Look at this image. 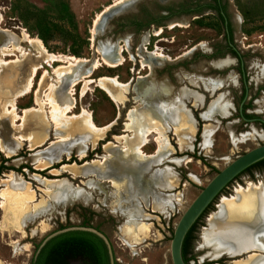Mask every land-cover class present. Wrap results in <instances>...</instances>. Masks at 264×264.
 Returning <instances> with one entry per match:
<instances>
[{
	"label": "rangeland",
	"instance_id": "1",
	"mask_svg": "<svg viewBox=\"0 0 264 264\" xmlns=\"http://www.w3.org/2000/svg\"><path fill=\"white\" fill-rule=\"evenodd\" d=\"M113 1L0 0V158H10L5 165L26 164L35 170L0 173V264H29L47 234L85 221L108 236L116 264H172V232L188 204L216 170L264 142L263 124L238 116L243 86L237 61L229 54L219 60L203 61L200 56L213 46L224 47L223 27L214 13L171 18L156 26L150 21L163 7L190 0H136L107 13L92 34L96 13ZM225 1L233 42L243 56L245 110L264 119V0ZM135 20L143 25L134 26ZM172 22L178 24L170 27ZM118 46L123 47V64L104 65L101 56L114 54ZM149 51L172 59L156 60ZM67 57L87 60L75 69V76L92 60L99 64L89 74L92 81L85 77L73 86L76 103L66 116L60 106L69 98L64 89L72 77L58 72L73 61ZM143 58L149 67L142 68ZM38 64L29 92L22 94ZM103 76L126 85L98 81ZM160 93L169 96L155 108L150 101ZM217 99L226 102L225 115L213 106ZM115 103L122 104L120 111ZM87 115L98 127L112 123L96 132L87 128ZM184 119L195 123L193 133L184 129ZM143 128L150 133L140 147ZM158 140H164L173 162L157 165L158 177L143 169L129 170L130 163L141 161L133 150L140 147L149 157ZM89 154L91 158L82 161ZM71 157L76 161L68 162ZM117 157L119 162H113ZM62 160L66 162L53 167ZM262 184L264 165H259L237 176L214 198L194 232L188 264H240L253 257L264 264L262 234L249 252L208 256L217 240L209 220L221 198Z\"/></svg>",
	"mask_w": 264,
	"mask_h": 264
},
{
	"label": "bare ground",
	"instance_id": "2",
	"mask_svg": "<svg viewBox=\"0 0 264 264\" xmlns=\"http://www.w3.org/2000/svg\"><path fill=\"white\" fill-rule=\"evenodd\" d=\"M135 1L136 0H114L112 3L105 6L100 12L96 13V15L93 19V25L91 28L92 34H94L98 30V27L100 26L102 18L105 15H107V13L117 12L118 10L122 9L123 7H125L127 5L134 3ZM177 24L178 23H176V22H172V23H170V27H173ZM158 33H159V31L156 32L155 34H158ZM28 42H32V40H29ZM37 48L41 51V54H43V56H44L45 54H44L43 46L39 45V46H37ZM188 51L189 50H186L182 55H185ZM122 52H123V47L118 46L116 48L114 54H112V53L103 54L101 56L100 60L102 61V63L104 65H106L108 67H117L119 65H122L124 62V57H123ZM147 53H148V56L150 55L152 58H154L156 60H162V59L171 60L172 59L169 55H166L160 51H149ZM67 58H70L73 61L70 62L69 65L66 66V68H64L58 72L59 76H62L65 74L67 76L72 77L71 83L64 89V94L69 96V98L67 97V101H65V104H62V106H60V108L62 107L61 108L62 109V111H61L62 115L65 114L66 116H67V112L70 110V108L73 106V104L76 103L75 99H74L73 86L75 84H77L79 81H81L82 78H85V77H88V78H86L87 79L86 81H92V79L89 78V74H90L91 70L94 69L99 64V61L94 59L88 65V68L85 71L79 72L75 76V74H74L75 69H77L78 67L81 68L83 66V64L87 62V60L84 58H76V57H67ZM50 60H61V58L56 59V58H54V56H51ZM4 63H6V62H4ZM141 64H142V68L150 66V64L144 58L141 60ZM38 67H40V64H38L36 67H34L33 70L31 71V73L29 74L27 83L25 85V89H24L22 94L29 92V90L32 86V80H33L34 74L37 73V72H35V69H37ZM98 81H109L113 85H126V83H120L115 77L103 76V77H100L98 79ZM107 92L113 100L116 99V96L112 95L111 92H109L108 90H107ZM213 106L220 108L219 112L221 114L225 115L227 113L226 108H225L226 102L217 99V101L213 104ZM167 107H169V106H167ZM14 108L15 107L12 105L11 111H12V114L14 116H16L17 114L14 112ZM150 109L152 112H154L152 110V108H150ZM186 115H188V113H186ZM77 116H79V115H77ZM77 116H75V117H77ZM56 117H57L56 115L52 116V118H54V119ZM176 118L178 119V117H176ZM179 120H181V119H179ZM184 121H185V119H184ZM190 121L191 120H186L185 122H187L186 123L187 127H185V128L183 127L184 129H186L188 131H190L189 130L190 127H188L189 126L188 124ZM85 122H86L87 128H89L90 130L96 131V132L104 130L106 127H108L112 123L111 122V123L107 124L106 126L98 127L94 124V121L92 120L91 116H89V115L86 116ZM193 127H194V125H193ZM179 128H180V126H179ZM207 130L204 131V143L208 145L210 141H209V131H207ZM142 133H143V139H142L141 145L139 144L140 147L142 145H144L147 141L148 136L147 137H145V136L150 133L149 128L144 129ZM109 143L110 142H107L106 144H104V146L109 144ZM140 147H137L135 150H133L134 157L138 160H141V161L147 160L148 155L143 153ZM166 147H168V146H166ZM123 150H124V148L122 149V151ZM162 152H168V149L165 148L164 140L163 141L158 140V148H157L156 152L151 154L148 158H151V159L159 158V155ZM109 156H111V154ZM101 157H102V159L107 158L106 155H102ZM170 159H172V158H170ZM86 163H88V162H86ZM43 164H45V163H43ZM129 170L136 171L137 173L139 171L135 168V163H130ZM161 174H163V173H161ZM167 179H168V177H167ZM172 181H173V179H172ZM209 222L211 225V229L213 230V233H215V235H217V238H216L217 240L215 241V244H214L215 247H214L212 253L208 254V256H210L212 258L216 257V255L218 253H220L221 251L222 252L226 251V252L231 253V254L236 253V252H241L242 250H246L248 248L253 247L254 242L262 241V239H260L258 237V234L264 235V185L262 184V185L256 186V187L250 185L246 189H241V190L237 189L235 191V193L228 198L222 197L220 204H219L218 212L213 213L211 215ZM258 226H262V227L261 228L259 227V229L256 232L253 231V229L255 227H258ZM240 264H263V259L253 257V258H250L249 260H247L246 262L240 263Z\"/></svg>",
	"mask_w": 264,
	"mask_h": 264
},
{
	"label": "water",
	"instance_id": "3",
	"mask_svg": "<svg viewBox=\"0 0 264 264\" xmlns=\"http://www.w3.org/2000/svg\"><path fill=\"white\" fill-rule=\"evenodd\" d=\"M239 111L242 115L241 107ZM242 117L243 119H246L244 116ZM255 120L260 121L264 125V119L261 118H254L249 121ZM263 158L264 142L233 158L223 168L218 170L201 188V190L182 212L174 226L169 246L172 264H186L183 260L181 250L183 239L191 225L205 210V208H207L211 201L217 197L220 191L226 187L227 184L231 182L241 171ZM71 230L88 231L101 238L107 249L109 264H115L114 250L108 236L101 229L90 225H70L52 231L40 241L35 253L37 254L44 244L52 237Z\"/></svg>",
	"mask_w": 264,
	"mask_h": 264
},
{
	"label": "trees",
	"instance_id": "4",
	"mask_svg": "<svg viewBox=\"0 0 264 264\" xmlns=\"http://www.w3.org/2000/svg\"><path fill=\"white\" fill-rule=\"evenodd\" d=\"M71 158L72 160L68 162L76 161L75 157H71ZM90 158H91V154L85 156L82 159V161L88 160ZM9 160L10 158L1 156L0 173L4 170H10V169L16 170L18 172H22V169L24 167L29 168L30 171L32 172L35 171L29 165L26 164H21L19 167L5 165V162ZM65 162L66 161L62 160L53 167H58L59 165L64 164ZM259 165H264V158L255 162L249 167L245 168L237 176ZM44 170L37 172L42 173L44 172ZM217 171L218 170H216V172ZM237 176H235V178ZM223 189L220 192H222ZM213 200L207 206V208H205V210L200 214V216L195 220V222L191 225V227L189 228L183 239L181 250H182L183 260L186 264H188V260H189L188 255L191 252L192 240L194 239L195 236L194 232L197 228L198 222L202 218L204 213L207 211V209L211 206ZM82 225H90V224L87 221H85ZM96 228L98 227L96 226ZM38 244L35 246V250L37 249ZM35 250L29 264H109L108 253L104 242L97 235L88 231L71 230L58 234L52 237L51 239H49L44 244V246L38 251L37 254L35 253Z\"/></svg>",
	"mask_w": 264,
	"mask_h": 264
},
{
	"label": "flooded vegetation",
	"instance_id": "5",
	"mask_svg": "<svg viewBox=\"0 0 264 264\" xmlns=\"http://www.w3.org/2000/svg\"><path fill=\"white\" fill-rule=\"evenodd\" d=\"M204 11H208L207 13H211V14L214 13L217 16L220 24L223 27L224 47L219 49L218 47L213 46L211 47V51H209L210 53L201 52L200 56L203 57L202 60L203 61L205 59L210 60L212 58L215 60L224 59V55L229 54L228 56L230 58H233L237 61L239 65L238 73L240 74V78H241L242 86H243L241 90V94H240V103L237 109L238 116L241 120L246 121V122H250L249 121L250 119L259 118L254 113L249 115L250 113H248L245 110L248 107V104L245 102L247 94H248V87L246 83L243 56L233 42L234 39L232 35V24L230 23V19L227 15L225 0H190L187 2L167 4L165 7H163L162 13H160L161 15L155 16L150 21V24H155L156 26H158L163 21H166L167 19H171V18L180 19L181 17L189 16V15H193L192 17H195V15H200ZM133 25L136 27H140L143 24L141 23V21L135 20L133 22ZM240 107L242 109V115L239 111ZM242 116H244L247 120L243 119ZM255 121H258V120H255Z\"/></svg>",
	"mask_w": 264,
	"mask_h": 264
},
{
	"label": "crops",
	"instance_id": "6",
	"mask_svg": "<svg viewBox=\"0 0 264 264\" xmlns=\"http://www.w3.org/2000/svg\"><path fill=\"white\" fill-rule=\"evenodd\" d=\"M137 78V77H136ZM135 78V79H136ZM147 85V84H146ZM148 86V85H147ZM167 96H169V95H166L165 93H160V95H159V97H158V99H155L154 101L153 100H151L150 102L153 104L152 106H154L155 108H158V103H159V101L160 100H164ZM164 98V99H163ZM165 100H167V99H165ZM178 100H176L175 102H173L174 103V105H175V107H178ZM116 104V106L118 107V110L120 111V108H122V104L121 103H115ZM146 117V116H145ZM169 119V118H168ZM190 124H189V127H190V130H191V133H193L194 131H195V123L194 122H192V120L189 122ZM193 123V124H192ZM193 125H194V127H193ZM109 128V127H108ZM124 129V131L125 132H127L128 131V129L127 128H125V127H123ZM169 150V149H168ZM156 151V150H155ZM155 151L153 152V153H155ZM152 154V153H151ZM151 154H149V155H151ZM169 158V159H168ZM170 158H173V157H171V152L170 151H168V152H162L160 155H159V158L158 159H147L146 161H137L136 163H138L139 164V166L137 167L136 165H135V168L137 169V170H141V169H143V171H149L150 172V174L153 176V177H157L156 175H154V169L156 168V166L157 165H162L164 162L165 163H171V162H173V160L172 159H170ZM174 159V158H173ZM119 160L120 159H118V157L113 161V162H119ZM179 162H181L180 160H179ZM135 163V164H136ZM142 165V166H141ZM141 166V167H140ZM165 167H168L167 166V164H166V166ZM160 170H165V171H169V169L168 168H161ZM253 248H249V249H246V250H244V251H242V252H249V251H251ZM242 252H240V253H238V252H236V253H229L228 254V252H227V255H231V256H234V255H236V254H241ZM224 255V254H223Z\"/></svg>",
	"mask_w": 264,
	"mask_h": 264
}]
</instances>
